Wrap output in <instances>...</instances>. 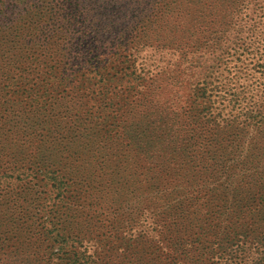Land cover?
<instances>
[{
  "label": "rangeland",
  "instance_id": "obj_1",
  "mask_svg": "<svg viewBox=\"0 0 264 264\" xmlns=\"http://www.w3.org/2000/svg\"><path fill=\"white\" fill-rule=\"evenodd\" d=\"M1 155L0 264H264V0H0Z\"/></svg>",
  "mask_w": 264,
  "mask_h": 264
},
{
  "label": "trees",
  "instance_id": "obj_2",
  "mask_svg": "<svg viewBox=\"0 0 264 264\" xmlns=\"http://www.w3.org/2000/svg\"><path fill=\"white\" fill-rule=\"evenodd\" d=\"M4 158H6V156H0V168L4 167ZM6 161L9 162V165L6 166V171H0V183H14L16 181H20L25 176H29L31 174L28 173V171H22L21 169H17V167L12 166L11 159L8 158ZM81 256H86L84 251L81 252ZM81 256H78L79 264H90V261L88 259H85L84 262H82Z\"/></svg>",
  "mask_w": 264,
  "mask_h": 264
}]
</instances>
